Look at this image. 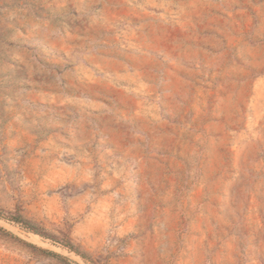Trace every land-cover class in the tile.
Segmentation results:
<instances>
[{
	"label": "rangeland",
	"instance_id": "obj_1",
	"mask_svg": "<svg viewBox=\"0 0 264 264\" xmlns=\"http://www.w3.org/2000/svg\"><path fill=\"white\" fill-rule=\"evenodd\" d=\"M0 227V264H264V0H0Z\"/></svg>",
	"mask_w": 264,
	"mask_h": 264
},
{
	"label": "trees",
	"instance_id": "obj_2",
	"mask_svg": "<svg viewBox=\"0 0 264 264\" xmlns=\"http://www.w3.org/2000/svg\"><path fill=\"white\" fill-rule=\"evenodd\" d=\"M8 219L11 220V221H13V222H15V223L20 224L25 229H28V230H31L33 232H36V233H40L41 234V232L38 230V228H36V226L33 223H31L30 221H28L27 219H25L24 217H22L20 214H13ZM0 231H4V229H2L0 227ZM64 245H66L70 249L76 250V248H74V246L70 242H68V241H66L64 243Z\"/></svg>",
	"mask_w": 264,
	"mask_h": 264
}]
</instances>
